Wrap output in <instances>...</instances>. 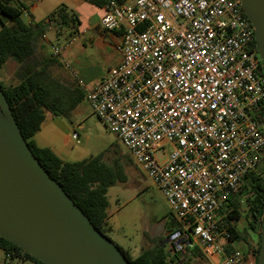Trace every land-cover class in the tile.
<instances>
[{
	"label": "built area",
	"instance_id": "built-area-1",
	"mask_svg": "<svg viewBox=\"0 0 264 264\" xmlns=\"http://www.w3.org/2000/svg\"><path fill=\"white\" fill-rule=\"evenodd\" d=\"M245 15L241 0H109L100 24L123 29L122 60L85 90L182 223L175 244L199 240L215 264H246L226 250L221 210L264 163V73Z\"/></svg>",
	"mask_w": 264,
	"mask_h": 264
},
{
	"label": "trees",
	"instance_id": "trees-1",
	"mask_svg": "<svg viewBox=\"0 0 264 264\" xmlns=\"http://www.w3.org/2000/svg\"><path fill=\"white\" fill-rule=\"evenodd\" d=\"M23 8V5L16 4L15 0H0L2 25L0 69L9 60L17 63L15 72L17 82L6 86L0 81V84L32 152L92 223L103 234L109 236L110 229L106 226L109 207L108 190L127 179L125 167L120 159L110 163L101 154L75 162L64 161L52 149L38 146L33 139L42 128L46 112L70 118L74 108L84 97L83 92L80 91L77 95L75 90L78 89L73 90L52 76L50 66L53 58L43 53L41 46V41L50 28L60 31L72 23H78L79 19L74 11L68 9L66 5H61L48 16V19L26 23L23 19ZM261 68L264 73L263 67ZM244 199L246 207L243 209ZM244 212L247 231L258 234L257 245L253 248L255 264H257L264 221V167L262 172L252 171L247 174L243 179L242 189L231 195L221 210L223 220L231 232V237L226 244L228 252L235 250L232 246L235 242L244 240L251 245L245 235L241 234L244 232L237 230V222ZM233 220L234 223H232ZM169 227L173 228L172 235L181 230L182 223L174 218ZM191 240L193 241L192 238ZM162 241L163 239L156 240L152 245L143 248L137 256H133L115 243L122 249L131 264H190L194 258L205 257L197 244L193 247H179L174 242L172 249H168V244ZM0 248L5 251V254L10 255L9 258L6 257L7 262L21 258L30 260L32 264H46L1 236Z\"/></svg>",
	"mask_w": 264,
	"mask_h": 264
},
{
	"label": "water",
	"instance_id": "water-1",
	"mask_svg": "<svg viewBox=\"0 0 264 264\" xmlns=\"http://www.w3.org/2000/svg\"><path fill=\"white\" fill-rule=\"evenodd\" d=\"M241 1L264 69V0ZM0 236L46 264H131L32 152L1 84ZM260 237L257 264H264V221Z\"/></svg>",
	"mask_w": 264,
	"mask_h": 264
},
{
	"label": "crops",
	"instance_id": "crops-1",
	"mask_svg": "<svg viewBox=\"0 0 264 264\" xmlns=\"http://www.w3.org/2000/svg\"><path fill=\"white\" fill-rule=\"evenodd\" d=\"M106 2L107 0H15L16 4L24 7L23 19L26 23H35L30 13H38L40 18L46 20L50 13L61 5H66L68 9L77 14L78 23H72L60 31L55 29L57 33L65 35V40L57 46L61 48L59 56L53 55V48L56 46L51 42L48 32L41 41L42 52L53 58V63L50 66L52 76L71 89H78L75 90L77 95L80 91L84 93L83 99L74 108L71 117L79 114L85 103L90 108L86 99V88L97 86L107 75L108 70L118 65L122 60L120 45L123 29L107 31L100 24L101 18L105 14ZM79 80H82L84 85H80ZM69 119L56 116L49 111L46 112L42 128L33 137L34 141L40 147L52 149L64 161L75 162L92 157L86 149L74 146L76 140L73 139L74 132H72ZM239 221L237 222V230L244 232L241 234L245 235L251 245L243 240L233 243L232 246L247 253L246 264H255L253 248L257 245L258 234L248 232L245 221H243V227L240 228ZM166 229L168 233L159 239L164 240L167 235L169 236L173 232V228L169 226ZM171 244L173 245L174 242ZM172 245L169 246L168 244L167 248L172 249ZM205 256L213 264L218 259L215 254ZM12 261L8 263L12 264Z\"/></svg>",
	"mask_w": 264,
	"mask_h": 264
},
{
	"label": "rangeland",
	"instance_id": "rangeland-1",
	"mask_svg": "<svg viewBox=\"0 0 264 264\" xmlns=\"http://www.w3.org/2000/svg\"><path fill=\"white\" fill-rule=\"evenodd\" d=\"M34 22H41L44 19L38 13H30ZM51 14V13H50ZM48 36L51 42L57 47L65 39V35L57 33L55 29H49ZM17 63L9 60L0 69V81L4 85L15 84V72ZM72 132L79 134V139L74 142L75 147L86 149L89 155L97 156L103 154L105 159L112 163L120 159L126 170V181L118 183L108 190V235L122 248L137 256L141 248L152 245L167 232L166 227L175 218L171 206L159 189V187L149 178L143 168L136 163L128 149L118 139L114 132L95 114L85 103L81 112L70 117ZM170 152L171 146L165 145ZM160 152L158 156L160 157ZM264 167V163L263 166ZM261 167L263 171V168ZM246 207L245 199L243 209ZM245 212L242 215L240 228L243 227ZM176 219V218H175ZM247 224V222H246ZM174 234L167 235L163 243L171 246L177 237ZM195 244L201 246L197 240ZM0 264H9L6 261V254L0 248ZM12 264H32L30 260L15 258ZM191 264H213L206 256L204 258H194Z\"/></svg>",
	"mask_w": 264,
	"mask_h": 264
}]
</instances>
